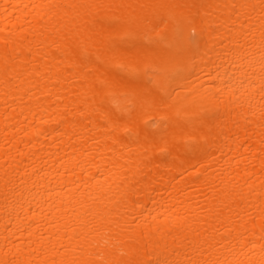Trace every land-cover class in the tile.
I'll return each mask as SVG.
<instances>
[{"label": "bare ground", "instance_id": "bare-ground-1", "mask_svg": "<svg viewBox=\"0 0 264 264\" xmlns=\"http://www.w3.org/2000/svg\"><path fill=\"white\" fill-rule=\"evenodd\" d=\"M0 264H264V0H0Z\"/></svg>", "mask_w": 264, "mask_h": 264}]
</instances>
